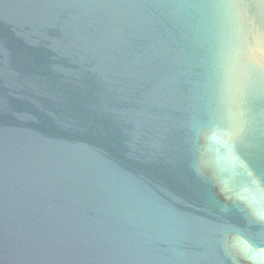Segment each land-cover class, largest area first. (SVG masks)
<instances>
[{
  "label": "water",
  "instance_id": "95a60500",
  "mask_svg": "<svg viewBox=\"0 0 264 264\" xmlns=\"http://www.w3.org/2000/svg\"><path fill=\"white\" fill-rule=\"evenodd\" d=\"M211 4L0 0V264H232L228 226L264 247L210 178L264 182V72L231 149L243 168L199 134L227 123L222 55L252 44L222 37Z\"/></svg>",
  "mask_w": 264,
  "mask_h": 264
},
{
  "label": "clouds",
  "instance_id": "9594fccd",
  "mask_svg": "<svg viewBox=\"0 0 264 264\" xmlns=\"http://www.w3.org/2000/svg\"><path fill=\"white\" fill-rule=\"evenodd\" d=\"M259 9L258 16L264 18V0H255ZM250 0H212L211 9L219 33L230 40L245 41L251 38L252 44H233L222 55L219 64L221 95L227 96V123H212L200 129L199 134L213 144H219L228 150L234 161L233 168L241 167L239 157L231 149L242 134L244 127V101L252 73L264 72V58L256 59L254 48L264 47V19L249 11ZM198 167L207 174L211 162L207 154H202ZM248 178L247 184L237 185L230 178L212 176L220 196L230 201L239 211L245 214L249 225L264 224V182L254 177L251 171L243 172ZM222 247L232 264H264V247L254 243L252 234L235 227L221 230Z\"/></svg>",
  "mask_w": 264,
  "mask_h": 264
}]
</instances>
